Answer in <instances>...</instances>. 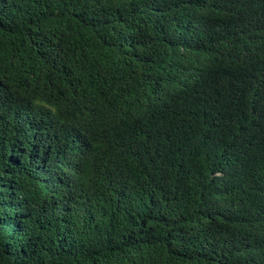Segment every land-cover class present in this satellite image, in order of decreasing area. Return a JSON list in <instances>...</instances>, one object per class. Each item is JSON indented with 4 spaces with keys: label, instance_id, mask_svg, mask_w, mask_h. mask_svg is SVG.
Segmentation results:
<instances>
[{
    "label": "trees",
    "instance_id": "1",
    "mask_svg": "<svg viewBox=\"0 0 264 264\" xmlns=\"http://www.w3.org/2000/svg\"><path fill=\"white\" fill-rule=\"evenodd\" d=\"M0 264H264V0H0Z\"/></svg>",
    "mask_w": 264,
    "mask_h": 264
}]
</instances>
